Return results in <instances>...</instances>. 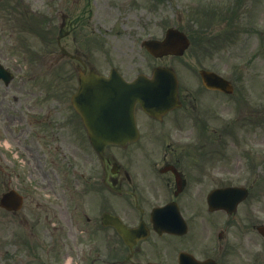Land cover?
Here are the masks:
<instances>
[{
  "label": "flooded vegetation",
  "instance_id": "obj_1",
  "mask_svg": "<svg viewBox=\"0 0 264 264\" xmlns=\"http://www.w3.org/2000/svg\"><path fill=\"white\" fill-rule=\"evenodd\" d=\"M146 129L151 135L167 137L164 131L156 128L154 121ZM161 153L162 165L152 160L159 157L158 153L151 157L145 153L146 165L140 163L132 168L128 160L123 167L113 165L105 171L104 203L109 206L113 196L120 198L124 204L123 219L130 226L137 227V246L132 259L136 264H180L181 253L192 254L201 260L207 253H213L217 264H228L227 249L233 246L235 237L242 240L241 236H245L253 243L252 235L257 234L262 223L253 214L242 215L244 219L239 221L237 215L225 214L221 220V216L209 212L203 196L205 187L221 179L214 177L206 182V176L211 175L205 174L197 165L186 164V159L196 151L177 150L169 143L163 146ZM138 160L137 153V163ZM174 202L187 222L185 233L165 232L155 223L153 210ZM159 218L166 220L169 226L174 225L171 213ZM119 240L123 246L119 255L127 253V258L131 252Z\"/></svg>",
  "mask_w": 264,
  "mask_h": 264
},
{
  "label": "rangeland",
  "instance_id": "obj_2",
  "mask_svg": "<svg viewBox=\"0 0 264 264\" xmlns=\"http://www.w3.org/2000/svg\"><path fill=\"white\" fill-rule=\"evenodd\" d=\"M226 2L225 4H229L231 0H223ZM174 4V5H173ZM189 5L188 0H169L165 5L161 7V9L158 11L160 12L162 16L170 13V14H177L180 15V20L181 22L186 23V25H189L192 29V32L194 33H199V24L194 23L192 20H190V14L188 15L187 13H184L186 10L187 6ZM172 6V8H170ZM261 6L264 8V0H261ZM163 10V11H162ZM20 18H26L27 15L24 13V11L20 8ZM162 11V12H161ZM138 12V11H137ZM139 13V12H138ZM164 13V14H163ZM140 14V13H139ZM143 20L150 21V18L144 15H141ZM0 18L3 19V24L0 25V63L3 64L5 67H7L11 72L14 74H23L25 76V79L28 78V76L32 75L34 77V80L30 83H24V82H14L11 84V87L8 89L7 93L10 97V104H11V110L15 111L17 105H20V103H23L24 108L26 107L25 104H29L30 102H35L37 103V99L41 97V95H33L28 92L29 88L33 89H39L41 86H51V79L48 77L50 76L52 78L53 74L55 71H57L59 68H56L54 65L55 62V57L53 55L49 54L47 57V61H41L38 60L37 57L35 60H32V58L24 51L22 47L24 46H32L34 48H39L40 47V39L33 33H31L28 29L24 30V27H20L18 25H9L6 23V16L3 13H0ZM255 23L262 24L260 27L261 30L264 31V12L260 16V19L257 18L255 20ZM217 28H221V23H217ZM229 24H227V27L223 28V30H227ZM259 27V26H258ZM162 26L159 25L157 28L151 27V31L154 33H157V35L160 37L162 30ZM205 28V27H204ZM218 29H213L211 32L208 30L205 31V33H208L205 38L210 39L209 42H212V37L217 36L219 30ZM243 30H245L243 28ZM149 30H147L148 33ZM35 32H38L36 30ZM243 36V35H242ZM239 37V35H238ZM21 38L24 40L22 41ZM25 38V39H24ZM37 38V39H35ZM242 37H239L238 40L240 41ZM247 39V38H246ZM241 40L243 42H247V47L244 49H241V55L239 56V59H243L242 61H246L247 57L250 56H257L260 53L264 54V36H259L256 33H253L252 36L248 40ZM236 40V48H237V41ZM13 42L14 45H7L9 43ZM17 42L19 44H17ZM50 42V39H49ZM212 45L210 44H207ZM228 45V44H227ZM226 46V45H225ZM46 48V47H45ZM54 49V47L52 46ZM230 48H233L231 45ZM47 49V48H46ZM49 50V49H48ZM228 50H222L217 53H224ZM32 52V51H31ZM196 50H191L190 53L187 55V57L184 59V61L188 63H192L193 65L195 63L199 64L200 62L196 57H194ZM198 55L201 61V58L203 56V52L199 48L198 50ZM47 56V54H46ZM215 57H220L219 54L215 55ZM144 58L147 59V62L143 61ZM239 59H232V56L230 58L222 59L221 64H209V65H216L218 66V69H223V70H230L231 66L234 65L236 62L239 61ZM115 60V54L110 53V54H103L102 55V61L103 63H107L109 61ZM170 63H175L176 62V67H180L182 62L181 60L173 61L170 60L168 61ZM149 64V66L153 65V62L147 57V56H142L141 57V64ZM201 64V63H200ZM199 64V65H200ZM256 68L262 67L264 65V55L262 56L261 59H257L256 61ZM32 73V74H30ZM53 85V84H52ZM0 91H3L2 93L0 92V101H4L3 96L5 90L3 87L0 85ZM15 96H19L18 98H15ZM31 104V103H30ZM3 107H8L9 105L5 102H3ZM27 111V110H26ZM228 143L225 142L224 145H227ZM246 145H243L241 149H245ZM111 150H117L115 148ZM258 206V205H256ZM255 206V207H256ZM26 233V232H25ZM27 235V233H26ZM28 238V236H27ZM9 238L6 237V229L4 224L0 226V264H9L11 262H19L20 257L22 256V251H14L12 250L13 247H9ZM41 247V246H40Z\"/></svg>",
  "mask_w": 264,
  "mask_h": 264
},
{
  "label": "water",
  "instance_id": "obj_3",
  "mask_svg": "<svg viewBox=\"0 0 264 264\" xmlns=\"http://www.w3.org/2000/svg\"><path fill=\"white\" fill-rule=\"evenodd\" d=\"M160 46H161V49H162V50H165V49L168 47V43L161 44ZM143 84H146V83H143ZM86 86H87V82H83V90L86 89ZM156 87H157V88H160V87H162V86H157V85H156ZM153 89H154V87H153V88H148L146 91H144V93L147 94V93L149 92V90H153Z\"/></svg>",
  "mask_w": 264,
  "mask_h": 264
}]
</instances>
